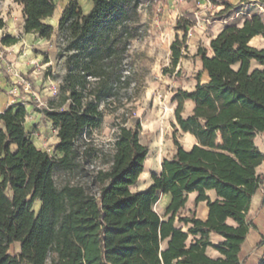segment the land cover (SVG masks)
Instances as JSON below:
<instances>
[{
  "label": "trees",
  "instance_id": "16d2710c",
  "mask_svg": "<svg viewBox=\"0 0 264 264\" xmlns=\"http://www.w3.org/2000/svg\"><path fill=\"white\" fill-rule=\"evenodd\" d=\"M14 1L22 6V32L50 40L55 28L44 20L56 9L54 0ZM90 1L92 7L84 13L76 0H67L57 29L69 39L67 68L74 58L75 67L96 79L97 86L83 102L76 89L81 83H67L68 71L67 108L42 109L57 130L53 153L36 147L25 130L24 104H11L0 113V264L244 263L241 247L255 226L251 198L264 181L256 171L264 155L254 140L264 131V48L249 44L264 32L261 15L254 12L239 25L226 23L208 47H197L194 56L201 70L193 77L194 88H178L173 95L176 131L193 138L191 147L174 138V152L164 158L159 173L151 174L150 185L132 191L148 147L139 140L138 123L118 124L108 167L92 175L96 194L78 183L58 186L53 174L78 165L75 140L101 123L100 102L120 80L122 59L144 25L142 0ZM221 6L217 17L238 12L229 0H221ZM4 26L0 18V29ZM18 40L5 33L0 43ZM182 45L178 38L170 45V73L183 56ZM187 100L192 109L183 116ZM191 194L194 204L207 205L203 220L194 213L179 215ZM166 195L169 201L159 215L153 204ZM211 234L222 239L213 243ZM16 242L20 246L14 252ZM255 247L264 249V234ZM208 248L218 256L208 255ZM256 264H264V252Z\"/></svg>",
  "mask_w": 264,
  "mask_h": 264
},
{
  "label": "rangeland",
  "instance_id": "374dc122",
  "mask_svg": "<svg viewBox=\"0 0 264 264\" xmlns=\"http://www.w3.org/2000/svg\"><path fill=\"white\" fill-rule=\"evenodd\" d=\"M84 13L91 7L90 0H76ZM238 6V12H228L223 17H217L216 13L222 9L221 0L214 4L208 0H142L139 7L141 22L144 25L142 35L131 41L128 51L122 59L121 78L112 86L111 95L100 102L99 110L103 113L101 123L96 128H86L76 138L74 146L79 153L78 165L70 172L55 169L53 174L55 183L61 186L64 183H78L85 186L92 193L97 194V186L92 183V175L98 169L107 168V159L112 153V141L117 133V125L132 127L138 123L141 130L139 140L148 147V155L145 158L143 170L139 179L131 190H142L151 183V174L159 173L164 158H168L175 150L173 139L175 138L185 148H190L193 139L181 130H177L175 121V108L177 103L173 95L178 88L192 91L195 85L194 75L201 70V64L194 56L198 46L208 47L210 38L226 23H241L244 17H250L254 12L261 15L264 21V4L259 8L252 1L232 0ZM67 0H54L56 10L46 23L55 28V32L47 43L40 44L41 50L36 49L43 57L40 63H32L29 72L21 74L30 84V92L22 93L20 97L28 104L30 113L34 114L25 124V130L29 132L31 140L36 147L47 151L54 150L53 141L57 130L51 122L42 114L43 108L66 109L68 103L64 99V77L69 76L67 83L76 84V89L81 93L83 102L91 98L90 92L97 86L96 79L84 75L79 67H75L74 58L70 59L67 68L66 59L72 53L66 50L69 41L68 36L57 29L58 19L66 6ZM232 3V4H233ZM248 4V5H246ZM0 18L6 26L0 29V36L7 32V28L19 29L22 21V6L14 0H0ZM226 21V22H224ZM185 30V32H184ZM6 31V32H5ZM264 42V32L262 33ZM183 43L182 54L175 72L171 69V43L176 40ZM44 62H46L44 64ZM35 73L33 76L30 73ZM175 75V76H174ZM125 79V80H124ZM204 81L205 74L201 75ZM55 84L56 92L49 93L48 87ZM83 84V86H82ZM193 86V87H192ZM34 92L39 100L33 98ZM23 95V96H22ZM17 103V102H14ZM192 102H184L182 115L191 113ZM26 120V119H25ZM264 177V176H263ZM264 182V181H263ZM263 198L258 207L251 209L254 214L255 226L251 228L252 236L261 238L264 230V218L261 208L264 206ZM169 195L160 196L153 204L159 215H163ZM38 203L32 205V209L38 210ZM201 208L194 204V196L189 195L185 207L179 213L180 216H190L194 213L201 215ZM198 218V217H197ZM175 221V220H174ZM178 225L175 221V225ZM185 229V228H184ZM249 237L251 248L248 245L245 252L241 253L244 260L242 264H253L256 253V244ZM213 243H218L220 238L211 236ZM20 244L14 243L12 251H19ZM208 255L215 257L218 252L208 248ZM49 264V260L47 261Z\"/></svg>",
  "mask_w": 264,
  "mask_h": 264
},
{
  "label": "crops",
  "instance_id": "0c3cea01",
  "mask_svg": "<svg viewBox=\"0 0 264 264\" xmlns=\"http://www.w3.org/2000/svg\"><path fill=\"white\" fill-rule=\"evenodd\" d=\"M229 1L233 3L232 0H229ZM251 1L254 3V4H251L252 6L257 5L259 8H261L262 4L257 3L256 0H251ZM22 24L23 22L21 21V24L18 26L19 29L7 28V32L5 31L7 34L13 37L19 38V40L16 43L11 44V45H5V46L0 43V113L3 112L9 105L14 104L13 100H15V96L10 92V89L12 87L13 82L17 80L16 74L21 76V74H25L30 71V69L33 67L32 63H36V62L40 63L41 58L43 56L40 53H37V52L35 53V50L36 49L41 50L40 47L38 46L40 44L48 42L47 39L38 37L37 34L35 35L33 33H23ZM223 26H221V28L217 31L215 35H217L223 29ZM4 34H1V35L3 36ZM2 36H0V39ZM262 37H263L262 34L256 35L254 38L250 40L249 44L254 47L256 46L258 48H264V42L262 41L263 40ZM45 63L46 62H44V64ZM34 74H35L34 72L30 73L31 76H33ZM26 106H27L26 114H25L26 120L24 122V127L30 117L33 118L34 114L36 115L39 114V112L37 113L35 111L33 113H30L31 108L29 107L28 104ZM187 135L191 137L189 134ZM254 140H255V144L257 148H259V150L264 155V131L258 132ZM57 141H58V138L56 135L53 141V144H55V142ZM256 171L258 174H261L262 176H264V160L256 168ZM191 195L195 197V194H191ZM261 198L264 199V182L260 184L259 189L255 192V194L251 198V203H252L251 209L254 206L258 207V204ZM198 206L199 208H201L202 212H201V215L200 216L197 215V217L203 220L206 217L207 212H208L207 205L205 204V202H198ZM261 212L264 218V206L261 208ZM261 233L264 234V230L261 231ZM211 236H217L220 238V240L222 239L219 235H216V234H211ZM249 237H252L251 239L254 241V243H259L261 240L260 236L259 238H257L258 237L257 235L252 236L251 231H249L245 239V242L243 243L241 247L242 253L245 252L244 255H246V252L248 251L247 248L244 249V246L248 245L247 246L248 248H251L253 246V245L252 246L250 245ZM256 249L257 250L253 252V254L256 253V257L254 258L253 264L258 263V261L261 259V256L263 255V252H264V249L262 247L256 248Z\"/></svg>",
  "mask_w": 264,
  "mask_h": 264
},
{
  "label": "built area",
  "instance_id": "2783aa9c",
  "mask_svg": "<svg viewBox=\"0 0 264 264\" xmlns=\"http://www.w3.org/2000/svg\"><path fill=\"white\" fill-rule=\"evenodd\" d=\"M16 78H17V80L13 82L12 87L10 89V92L15 96V100H13V102H17L19 104L25 105V102L22 100L20 95L22 93H29L30 92V84H28V82L23 78V76L16 74ZM48 91L51 94L56 92V88H55L54 83H51V85L48 87ZM32 94L34 95L33 98L38 101L39 100L38 96L36 97V94L34 92H32ZM47 152L49 154L53 153V152H51V149H48Z\"/></svg>",
  "mask_w": 264,
  "mask_h": 264
}]
</instances>
